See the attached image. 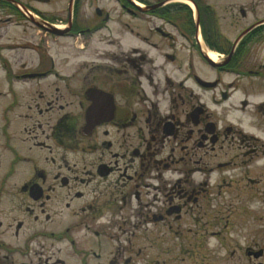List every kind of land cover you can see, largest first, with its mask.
<instances>
[{"label": "flooded vegetation", "instance_id": "flooded-vegetation-1", "mask_svg": "<svg viewBox=\"0 0 264 264\" xmlns=\"http://www.w3.org/2000/svg\"><path fill=\"white\" fill-rule=\"evenodd\" d=\"M259 234L264 0H0V264H169L177 239L263 264Z\"/></svg>", "mask_w": 264, "mask_h": 264}, {"label": "rangeland", "instance_id": "rangeland-1", "mask_svg": "<svg viewBox=\"0 0 264 264\" xmlns=\"http://www.w3.org/2000/svg\"><path fill=\"white\" fill-rule=\"evenodd\" d=\"M13 38L18 42H23L25 39H29L30 35L24 34L22 32L18 31V35L14 36L13 33H11ZM34 40L36 41L37 35L36 31L33 32ZM34 41V42H35ZM78 48L73 44L71 40H64L59 39L56 40L54 38L49 37V54L55 56L56 60L59 62L64 56L67 55H74L78 53ZM14 55H12L13 57ZM178 247L176 253H167L164 252L163 259H166L169 264H247V261L243 258V255H230V252L228 253V250L223 249L219 247L220 241L212 240L210 242V247L214 248V250H211L209 252L204 251H198L197 248L192 247V252L187 254L186 248L191 247L188 245H185L182 247L181 240L177 239ZM245 242V241H243ZM256 242L258 243V248H262L264 246V236H261L260 234L256 238ZM184 248V249H183ZM182 251H185L183 254ZM264 264V259L262 260ZM254 264V263H252Z\"/></svg>", "mask_w": 264, "mask_h": 264}, {"label": "water", "instance_id": "water-1", "mask_svg": "<svg viewBox=\"0 0 264 264\" xmlns=\"http://www.w3.org/2000/svg\"><path fill=\"white\" fill-rule=\"evenodd\" d=\"M49 32L54 33V34H59V35L63 34L61 30L55 29L53 27L49 30Z\"/></svg>", "mask_w": 264, "mask_h": 264}, {"label": "bare ground", "instance_id": "bare-ground-1", "mask_svg": "<svg viewBox=\"0 0 264 264\" xmlns=\"http://www.w3.org/2000/svg\"><path fill=\"white\" fill-rule=\"evenodd\" d=\"M212 59H216V56L215 55H212Z\"/></svg>", "mask_w": 264, "mask_h": 264}]
</instances>
